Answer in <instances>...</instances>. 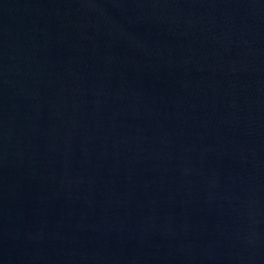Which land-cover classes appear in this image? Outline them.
I'll use <instances>...</instances> for the list:
<instances>
[{
	"label": "water",
	"instance_id": "95a60500",
	"mask_svg": "<svg viewBox=\"0 0 264 264\" xmlns=\"http://www.w3.org/2000/svg\"><path fill=\"white\" fill-rule=\"evenodd\" d=\"M0 264H264V0H0Z\"/></svg>",
	"mask_w": 264,
	"mask_h": 264
}]
</instances>
